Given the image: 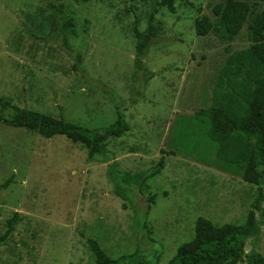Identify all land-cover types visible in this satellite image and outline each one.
<instances>
[{"label":"rangeland","instance_id":"1","mask_svg":"<svg viewBox=\"0 0 264 264\" xmlns=\"http://www.w3.org/2000/svg\"><path fill=\"white\" fill-rule=\"evenodd\" d=\"M159 1L0 0L2 99L88 128L113 124L119 101L128 125L89 160L87 148L64 135L0 122V183L11 179L0 190V235L17 214L0 264H94L89 238L111 258L139 250L150 264H167L192 238L197 217L244 221L258 185L216 158L208 111L229 95L243 100L236 61L252 44L249 26L264 2L249 0V15L229 37L212 11L225 0H175L173 10ZM204 15L214 28L199 36L194 21ZM150 16L161 28L143 59L153 74L140 79L133 26L144 30ZM68 19L65 47L81 56L77 69L61 43ZM12 112L0 109L6 118ZM161 156L164 167L142 191L114 193L112 161L132 174ZM255 218L261 231L245 251L264 256V203Z\"/></svg>","mask_w":264,"mask_h":264},{"label":"trees","instance_id":"2","mask_svg":"<svg viewBox=\"0 0 264 264\" xmlns=\"http://www.w3.org/2000/svg\"><path fill=\"white\" fill-rule=\"evenodd\" d=\"M174 1L160 0L159 5L173 10ZM248 1L225 0L213 6L212 11L227 36L233 37L239 32L251 10ZM69 27H73L71 19L61 27L60 35H64L61 37V43L75 61L73 68L77 69L81 64V56L65 47V32ZM249 27L252 44L236 61V69L243 76L240 83L244 89L243 100L238 101L237 96L229 95L225 101H214L208 111L207 136L216 143V158L220 162L240 170L245 182L258 185L256 197L251 202L243 222L215 224L207 218L197 217L192 238L177 247L167 264H238L241 261H246L247 264H264V256L261 253L254 250L245 251L247 238L260 234L255 214L261 211L264 203V12L255 15ZM160 28V22L155 21L153 16L148 18L144 30H139L136 24L133 26L135 73H145L140 79L151 77L153 74L146 71L143 59L150 46L157 40ZM213 28V22L206 15L194 21V30L199 36L208 34ZM116 105L117 118L113 124L103 128H88L62 116L54 117L37 110L18 107L0 97V109H13L8 118L0 115V122L36 132L46 138L64 135L74 143L83 144L87 148L88 159L92 160L103 152L108 138H118L128 130L119 101H116ZM114 162L110 163L109 175L114 182V193L123 199H127L134 188L142 191L146 181L159 174L165 165L164 157L161 156L153 167L131 174L119 171L117 162ZM10 180L9 178L0 183V190L7 188ZM153 198L149 196L147 202H152ZM16 216L14 213L7 220L6 229L0 235V246L11 238ZM87 246L94 264H150L139 250L111 258L96 240L87 239Z\"/></svg>","mask_w":264,"mask_h":264}]
</instances>
